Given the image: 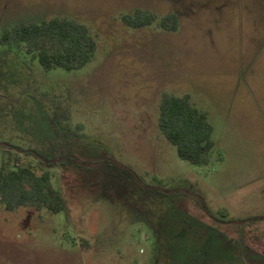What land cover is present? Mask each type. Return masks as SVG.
<instances>
[{"label":"rangeland","instance_id":"rangeland-1","mask_svg":"<svg viewBox=\"0 0 264 264\" xmlns=\"http://www.w3.org/2000/svg\"><path fill=\"white\" fill-rule=\"evenodd\" d=\"M136 9L178 29L129 27ZM53 16L98 48L67 71L0 44V142L64 158L45 168L65 209L0 199V264H264V0H0V32ZM164 93L207 112L209 164L161 132Z\"/></svg>","mask_w":264,"mask_h":264},{"label":"trees","instance_id":"trees-1","mask_svg":"<svg viewBox=\"0 0 264 264\" xmlns=\"http://www.w3.org/2000/svg\"><path fill=\"white\" fill-rule=\"evenodd\" d=\"M122 20L132 28L155 25L163 30L178 29V17L174 12L158 16L136 9L123 14ZM0 44L29 54L45 70L62 68L67 71L84 67L98 48V41L86 24L65 16L9 24L0 32ZM158 125L181 159L197 165L210 163L216 145L214 128L207 112L193 103L188 94L162 95ZM14 148L31 155L37 162L22 160L18 152L15 155L9 152L7 160L0 165V199L4 207L14 210L31 206L38 211L48 209L54 213L64 210L63 196L52 182L54 174L45 168L52 165L48 161L54 157L53 153Z\"/></svg>","mask_w":264,"mask_h":264},{"label":"flooded vegetation","instance_id":"flooded-vegetation-1","mask_svg":"<svg viewBox=\"0 0 264 264\" xmlns=\"http://www.w3.org/2000/svg\"><path fill=\"white\" fill-rule=\"evenodd\" d=\"M1 146H10V147H15V146H13V145H10V144H6V145H1ZM26 150H30L31 152H33V153H36V150H32V149H26ZM72 157V156H71ZM72 158H74V157H72ZM58 159V160H57ZM63 161H64V158H57L56 156H54L52 159H50L48 162H50L52 165L54 164V163H56V162H60L61 164L63 163ZM51 165V166H52ZM50 166V167H51ZM125 170H129L128 168H125ZM130 171V170H129ZM158 193H160V194H166V192L165 191H162V190H160V191H158Z\"/></svg>","mask_w":264,"mask_h":264},{"label":"water","instance_id":"water-1","mask_svg":"<svg viewBox=\"0 0 264 264\" xmlns=\"http://www.w3.org/2000/svg\"><path fill=\"white\" fill-rule=\"evenodd\" d=\"M0 145H6V143H1V142H0ZM57 160H58V159H57Z\"/></svg>","mask_w":264,"mask_h":264},{"label":"built area","instance_id":"built-area-1","mask_svg":"<svg viewBox=\"0 0 264 264\" xmlns=\"http://www.w3.org/2000/svg\"><path fill=\"white\" fill-rule=\"evenodd\" d=\"M142 251V250H141Z\"/></svg>","mask_w":264,"mask_h":264}]
</instances>
